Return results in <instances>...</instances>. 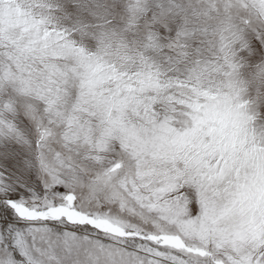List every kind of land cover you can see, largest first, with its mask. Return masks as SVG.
<instances>
[{
	"label": "snow or ice",
	"instance_id": "1",
	"mask_svg": "<svg viewBox=\"0 0 264 264\" xmlns=\"http://www.w3.org/2000/svg\"><path fill=\"white\" fill-rule=\"evenodd\" d=\"M0 264H264V0H0Z\"/></svg>",
	"mask_w": 264,
	"mask_h": 264
}]
</instances>
